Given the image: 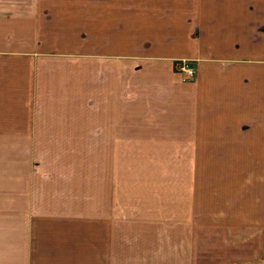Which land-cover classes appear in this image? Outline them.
<instances>
[{
  "label": "crops",
  "instance_id": "obj_1",
  "mask_svg": "<svg viewBox=\"0 0 264 264\" xmlns=\"http://www.w3.org/2000/svg\"><path fill=\"white\" fill-rule=\"evenodd\" d=\"M262 32L264 0H0V264H264L257 190L194 183L199 146L264 162Z\"/></svg>",
  "mask_w": 264,
  "mask_h": 264
},
{
  "label": "rangeland",
  "instance_id": "obj_2",
  "mask_svg": "<svg viewBox=\"0 0 264 264\" xmlns=\"http://www.w3.org/2000/svg\"><path fill=\"white\" fill-rule=\"evenodd\" d=\"M261 36H264V33H259ZM260 36V35H259ZM259 60H261L264 53V46L259 44ZM180 76V75H179ZM27 147H9V146H0V167L4 171L3 177H7L5 175H9V156L13 149H17V153L20 151H26ZM52 148V147H51ZM69 148V147H68ZM73 148V147H72ZM51 151V150H50ZM218 151V152H217ZM58 152V149H57ZM249 154H250V147L249 146H207L197 147V175H201L202 171H207L209 173H215L217 175L218 172L222 171L223 176L221 177H210V178H203V177H195V186L199 187V190L202 186H209L214 187L221 185L227 188L228 192L241 193V200L243 201V207L246 203L248 204L249 194H255L257 190L259 206L260 204H264V162H250L249 161ZM83 157L84 154H82ZM38 157L40 154L37 155ZM82 157V158H83ZM44 159V156L42 155ZM17 158H14V160ZM35 162V161H34ZM34 162H31L33 165ZM19 163V162H18ZM50 162L49 164H52ZM61 164L68 166V161L61 160ZM81 168L84 169L83 173L85 172V167L87 166L88 169V160L82 159ZM68 168V167H67ZM252 169V173H251ZM46 171V170H45ZM88 172V170H87ZM82 180V179H80ZM3 184H8L9 179L3 178ZM78 181V179H77ZM15 182V181H14ZM80 182V181H79ZM77 184V183H76ZM79 184V183H78ZM200 192V191H198ZM202 197L201 193L196 194V198L200 199ZM247 198V199H246ZM262 212V211H260ZM258 222L264 223V216H259ZM249 264V263H248Z\"/></svg>",
  "mask_w": 264,
  "mask_h": 264
},
{
  "label": "built area",
  "instance_id": "obj_3",
  "mask_svg": "<svg viewBox=\"0 0 264 264\" xmlns=\"http://www.w3.org/2000/svg\"><path fill=\"white\" fill-rule=\"evenodd\" d=\"M174 71L180 75L181 80L185 82L196 81V68L193 62L187 59H176L173 62Z\"/></svg>",
  "mask_w": 264,
  "mask_h": 264
}]
</instances>
